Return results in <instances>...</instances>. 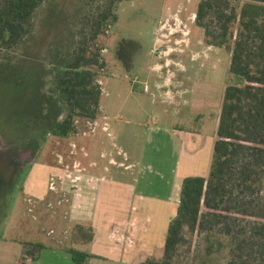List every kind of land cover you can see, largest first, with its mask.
<instances>
[{
  "label": "rangeland",
  "instance_id": "1",
  "mask_svg": "<svg viewBox=\"0 0 264 264\" xmlns=\"http://www.w3.org/2000/svg\"><path fill=\"white\" fill-rule=\"evenodd\" d=\"M108 1L46 0L33 17L31 34L12 49H0V257L18 255L19 244L31 235L66 236L50 224L65 217L67 198L58 194L54 203L39 205L27 196L30 188L47 192L52 178L55 189L64 187L71 170L85 169L104 177L102 187H120L115 203L131 197L139 226L155 230L154 244L163 236V245L151 250V260L161 261L178 209L164 201L174 192L178 159L179 175L208 176L229 58L206 45L195 25L201 0L119 3L116 21L94 46L104 64L97 119L77 121L67 137L50 133V121L65 113L54 93V68L79 40L83 17ZM30 154V163L19 162ZM117 161L130 167L118 168ZM63 171L67 178L60 179ZM132 186L134 195L128 193ZM186 237L189 244L175 264H226L227 237Z\"/></svg>",
  "mask_w": 264,
  "mask_h": 264
},
{
  "label": "trees",
  "instance_id": "2",
  "mask_svg": "<svg viewBox=\"0 0 264 264\" xmlns=\"http://www.w3.org/2000/svg\"><path fill=\"white\" fill-rule=\"evenodd\" d=\"M46 0H0V49H12L29 36L33 17ZM109 0L81 20L72 51L54 68V93L65 106L50 121L59 137L74 134L76 122H94L101 106L99 69L104 65L98 38L116 21ZM195 25L204 42L228 54L227 82L208 176L187 177L180 188L176 216L169 224L161 261L175 264L186 234L217 232L230 241L226 264H264V5L236 0H201ZM57 115V114H56ZM43 246L26 243L21 259L36 260ZM72 261L92 256L69 249Z\"/></svg>",
  "mask_w": 264,
  "mask_h": 264
},
{
  "label": "crops",
  "instance_id": "3",
  "mask_svg": "<svg viewBox=\"0 0 264 264\" xmlns=\"http://www.w3.org/2000/svg\"><path fill=\"white\" fill-rule=\"evenodd\" d=\"M236 1L264 5V0ZM116 163L118 168L124 166V169H128L130 167L121 161ZM179 167L180 159H178L173 173L174 192L172 196L166 197L164 200L170 204L173 203L174 206L179 205L180 188L183 180L187 178L178 174ZM68 175L69 182L66 179L64 187L58 189L56 187L55 194L49 188L50 181L48 179L47 192L30 188L31 196H27L35 199L39 205L54 203L58 194L67 198L66 202L69 204L63 206L65 217L50 224L54 226V229L64 232L66 236L62 237L59 232L53 234L54 236L49 234L31 235L28 237L29 240L19 244L18 255H14L12 258L0 257V262L3 264H76L68 253L69 249L92 256L84 264H139L147 259H152L151 250L159 249L163 245V236L160 235L159 242L154 244L152 233H155V230L139 226L138 211L135 210L136 206L131 197L128 202L115 203L112 199L119 198L115 194L120 191V187L114 184L102 187V183H105L104 177L86 174L85 169L84 172L79 169L71 170ZM58 176L60 179L67 178L64 171ZM128 193L134 195L135 188L133 186L131 189L128 188ZM105 194H107V198L103 199L101 195ZM41 223L44 224V221ZM26 243L43 246L36 260L21 259L22 246Z\"/></svg>",
  "mask_w": 264,
  "mask_h": 264
},
{
  "label": "flooded vegetation",
  "instance_id": "4",
  "mask_svg": "<svg viewBox=\"0 0 264 264\" xmlns=\"http://www.w3.org/2000/svg\"><path fill=\"white\" fill-rule=\"evenodd\" d=\"M31 156H32V154H30L29 157H28L27 159H25L27 156H26V157H23V158H20L19 162H21V163H25V164L30 163L31 160H32V159H31V158H32ZM19 157H20V156H19Z\"/></svg>",
  "mask_w": 264,
  "mask_h": 264
},
{
  "label": "built area",
  "instance_id": "5",
  "mask_svg": "<svg viewBox=\"0 0 264 264\" xmlns=\"http://www.w3.org/2000/svg\"><path fill=\"white\" fill-rule=\"evenodd\" d=\"M49 188H50V190L55 191V183H54L53 178L50 181V187Z\"/></svg>",
  "mask_w": 264,
  "mask_h": 264
}]
</instances>
